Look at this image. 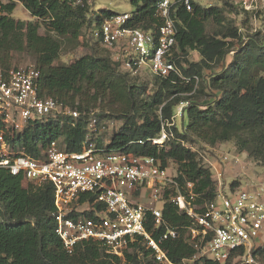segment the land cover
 Instances as JSON below:
<instances>
[{
	"label": "trees",
	"instance_id": "16d2710c",
	"mask_svg": "<svg viewBox=\"0 0 264 264\" xmlns=\"http://www.w3.org/2000/svg\"><path fill=\"white\" fill-rule=\"evenodd\" d=\"M18 2L41 20L48 32L78 39L82 29L89 28L100 44L95 29L105 16L116 12L92 10L89 0H0V66L10 67L7 62L12 50L32 52L36 56L35 66L42 72L41 95L59 97L69 106L78 99L83 111L74 125L65 116L63 122L28 127L18 139L28 152L35 153L40 144L46 147L60 137L68 150H81L87 141L88 106L99 96V117L112 115L123 120L122 126L107 139L106 147L159 157L164 165L169 159L176 161L177 179L194 183L198 203L214 200L218 192L210 168L191 148L193 144L215 146L234 140L239 151L247 152L264 165V39L252 36L246 41L234 26H228L224 32L208 33L207 21L214 20L219 25L227 21L225 7L202 6L193 1L191 12L182 6L173 12L177 36L171 59L178 65L179 73L154 75L158 88L147 98L146 86L138 84L136 76L124 70L110 54L91 53L71 65H54L61 41L49 33L41 35L37 23L16 21L12 13ZM157 2L131 0L135 18L130 25L157 30L161 23L155 15ZM226 4L230 12L236 10L234 4ZM230 38L238 41L232 42ZM191 51L200 54L198 62L188 60ZM232 51L234 56L227 63ZM216 64L221 69L206 82L217 94L209 102L201 103L197 95L205 88H199V79L205 78L204 69H213ZM106 96L109 98L104 105ZM182 102L186 103L180 115L182 125H177L176 117L170 127L174 136L164 148L138 142L158 136L163 125L169 129L167 123L172 122ZM92 140L103 144L106 141L102 134ZM54 209L50 184L32 190L23 185L20 176L0 169V264H121L123 257L108 253L92 241L79 242L74 253L67 252L56 232ZM164 216L182 234L190 223L172 204L165 206ZM163 246L176 264H184L183 259L194 254L182 237L169 239ZM131 250L125 251L124 257L133 264H154L150 250L138 243H133ZM201 264L225 263L204 259Z\"/></svg>",
	"mask_w": 264,
	"mask_h": 264
},
{
	"label": "built area",
	"instance_id": "2783aa9c",
	"mask_svg": "<svg viewBox=\"0 0 264 264\" xmlns=\"http://www.w3.org/2000/svg\"><path fill=\"white\" fill-rule=\"evenodd\" d=\"M193 1L158 0L155 15L161 23L157 30L130 25L133 12H116L103 18L94 35L133 76L144 69L162 77L179 73L171 59L177 36L173 12L179 6L191 12ZM240 1L247 9L258 2ZM41 86L42 72L34 65L0 66V169L20 176L32 190L53 187L52 216L67 252L74 253L79 242L92 241L122 257L138 243L151 251L154 264H176L163 244L182 237L194 250L184 264H201L204 259L264 264V186L224 192L219 184L214 200L198 203L194 183L178 180L169 162L164 165L159 157L107 148L109 140L104 144L92 140L100 131L99 119L91 111L81 150H68L60 137L30 153L18 143L28 127L63 122L65 116L74 125L83 113L79 102L69 106L59 97L42 96ZM184 106L185 102L178 106L167 123L169 129L163 125L158 136L138 142L164 148L174 136L170 127ZM196 151L204 165L219 174L227 156L212 159ZM221 195L222 201L218 200ZM167 204L189 219L183 234L165 218Z\"/></svg>",
	"mask_w": 264,
	"mask_h": 264
},
{
	"label": "rangeland",
	"instance_id": "374dc122",
	"mask_svg": "<svg viewBox=\"0 0 264 264\" xmlns=\"http://www.w3.org/2000/svg\"><path fill=\"white\" fill-rule=\"evenodd\" d=\"M92 10L97 12L100 11H113V12H134L135 7L132 5L131 0H89ZM198 4L202 6H222L227 10L225 11L227 21L223 25H219L214 20L207 21V31L210 34L217 32L227 31L228 26H234L238 28V32L244 40H248L250 37L254 36L257 38L264 39V0H258L249 9L242 5L240 0H196ZM232 3L236 7L235 11L230 12L228 9L229 5L226 3ZM12 17L16 21H32L39 24V33L41 35L50 34L58 38L62 47L59 52L58 58L54 61V65H71L76 63L80 58L87 54L96 53L98 55H111L112 51H106L102 44L98 43L95 38L92 37L89 28H83L81 35L78 39H72L71 37H61L55 32H48L45 25L36 17H33L30 12L20 3H17L15 10L12 13ZM100 31V26L97 25L95 33L98 35ZM232 42L238 41V39H229ZM238 44V43H237ZM236 44V45H237ZM235 51H232L227 56V63L231 61L234 56ZM201 59L200 54L197 51H191L188 60L190 62H198ZM10 66H30L36 64V56L28 51H16L12 50L10 52V58L8 62ZM5 63V64H7ZM221 69V65H214L213 69H204L203 74L205 78L199 79V88L204 87L205 90L198 93L197 99L201 103H207L212 99L213 94H217V91L212 90L209 87L206 80H210L211 74L217 72ZM136 82L138 84H144L146 86V95L149 98L158 88L156 83V77L148 70L144 69L138 76H136ZM93 92V91H91ZM108 96L104 97V105L108 102ZM99 96L89 105V112H94L95 116L99 119V131L100 134L104 135L105 140L110 139L114 132H116L123 124V120L116 118L115 116H103L99 117L100 112H102V107L100 105ZM76 102L80 101L77 99ZM106 110V109H105ZM185 122H187V116H185ZM177 125H182V117L178 116L176 120ZM194 137H196L194 135ZM63 138L61 139V141ZM63 144V141L61 142ZM204 147L200 144H193L196 150L204 151L206 156H215L222 159L223 156H227L225 160L226 163L222 164L223 169L219 171V174L214 167H210V171L214 176V184L223 186L221 189L224 192H228L229 188L238 189L245 187H256L264 186V165L258 160L251 158L247 152H241L238 150L235 141L230 140L226 142L217 143L215 146H211L203 142ZM172 171L176 174L179 170V164L169 159ZM25 185V184H24ZM220 201H222V195L219 196ZM129 252H132L129 251ZM125 253L122 255L121 264H133L124 257ZM192 264V263H187Z\"/></svg>",
	"mask_w": 264,
	"mask_h": 264
}]
</instances>
